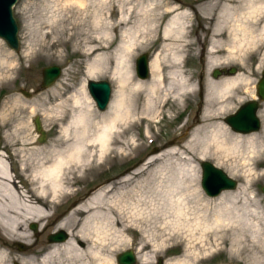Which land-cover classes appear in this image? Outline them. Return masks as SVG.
Segmentation results:
<instances>
[{
    "label": "bare ground",
    "instance_id": "obj_1",
    "mask_svg": "<svg viewBox=\"0 0 264 264\" xmlns=\"http://www.w3.org/2000/svg\"><path fill=\"white\" fill-rule=\"evenodd\" d=\"M74 1L79 6H84L86 2ZM159 1L148 0L147 3L152 5ZM95 3V35L89 41L92 44L83 47L87 55L106 50L111 43L99 41V21L102 17V13L98 12L99 7H106L111 13L117 12L115 20L106 17L108 22L103 26L105 36L109 35V30H117L130 18L129 8L123 10V3L115 4L111 0H97ZM162 8V17L168 16L162 37L168 40L185 36L188 27L186 22L190 19L188 9L176 12L179 7L173 2H166ZM203 14L212 23L208 33L209 47L205 51L210 57L209 67H217L240 57L248 46L264 47V0H214L206 5ZM143 15L146 16V13L143 12ZM128 36L115 55L118 66L114 73L118 74L120 87L127 85L130 91L145 92L142 111L145 116H150L154 95L162 88L164 67L157 54L149 65L152 80L134 81L128 64L135 44L133 37ZM60 44L61 41L54 40L46 47L52 50ZM170 45L165 44L164 50H173L176 59L181 58L187 47L184 44ZM98 72L99 66L95 61L87 67L86 76L90 78ZM246 80L241 74L206 80L202 117L207 120V113L227 110L230 105L228 94ZM177 85L185 87L183 77ZM165 94L168 95V92ZM59 98H62V94L56 92L49 100ZM137 102V97L120 89L118 97L110 100L107 108L96 114L93 101L84 89L79 95L62 99L54 114L57 120L66 119V122L51 146L37 147L29 142L32 147H26L27 142L16 143L19 147L15 149L14 156L18 157L19 172L27 189L15 183L9 163L0 153V229L4 235L0 238V264L10 261L9 240L29 242L24 226L30 221L42 225L56 217L58 229H66L68 238L48 244L46 252L40 257H12L19 264H116V252L132 248L133 245L137 264H153L154 255L164 253L168 240L176 242L181 233L192 234L195 229L212 231L227 225L225 219L231 211L228 203L231 199L235 201L241 194L246 195L245 187L239 191L226 190L227 193L215 196L219 201L212 205L210 200L215 197H201L198 188L191 186L197 179L194 173L191 174L194 165H189L187 176H180V172L176 171L167 175L164 170L153 172L149 169L165 155L182 158L185 154H192L201 160L216 154L225 157L226 151L239 148L250 155L257 148L264 147L262 142H255L253 137L233 135L225 124H201L193 129L185 144L164 147L160 153L146 158L137 170H127L117 176L104 178L86 190L75 187L80 180L86 179L88 172L104 171L102 165L107 154L117 153L128 159L131 154L128 149L131 147L129 144L125 146V139L130 142L131 138L124 136L130 132L129 120L139 108ZM205 127L209 131L200 134ZM138 145L136 143L135 146ZM142 175H147V182L131 186ZM194 211H197L196 214H193ZM135 233L137 237H134ZM83 241L87 243L86 247H76L75 243ZM186 262L185 258H170L165 264Z\"/></svg>",
    "mask_w": 264,
    "mask_h": 264
},
{
    "label": "rangeland",
    "instance_id": "obj_2",
    "mask_svg": "<svg viewBox=\"0 0 264 264\" xmlns=\"http://www.w3.org/2000/svg\"><path fill=\"white\" fill-rule=\"evenodd\" d=\"M85 1L84 6H79L74 0H17L13 7V14L19 26V51L11 50L0 38V153L4 154L3 158L9 163L13 180L18 186L27 189L19 172L18 157L14 156L15 149L19 147L16 143L27 142L26 147H32L28 144L29 142H33V146L37 147L51 146L66 122V119L57 120L54 114L58 103L62 99L79 95L83 89L93 101L86 87L89 79L108 81L112 88L111 101L118 97L122 89L126 94L137 97V103L140 105L129 120L131 126L129 134L124 136V138H131L130 142H127L129 139H125L127 142L125 146L129 144L131 147L128 149L131 151L128 159H124L123 155L117 153L107 154V159L102 165L104 171L102 173L88 172L86 179L80 180L75 186L83 190L104 178L117 176L127 170H137L146 158L150 159V156L160 153L164 147L185 144L193 129L201 124L211 122L225 124L233 135L253 137L255 142L264 144V101L259 103L258 115L261 119L259 131L241 134L233 131L224 121V118L235 112L241 104L249 99H255V85L264 68L262 56L264 47L248 46L240 57L217 67H209L210 57L205 51L209 47L208 33L212 23L203 13L206 5L214 0H160L152 5L147 3L148 0H125V2L111 0L115 4L123 3V10L128 7L130 18L119 25L117 30H109V35L105 36L103 26L108 22L106 17L115 20L117 12L111 13L106 7H99L98 12L102 13L101 21H99L101 27L99 41L102 43L111 41V43L108 49L88 55L83 52V47L92 44L89 41L95 35L93 10L97 0ZM166 2H173L176 7H179L176 12L188 9L190 19L186 22L188 27L185 36L171 37L168 40L162 37L163 27L168 18L166 15L162 17V7ZM128 35L133 37L132 41L135 44L128 64L134 81L150 82L152 80L149 65L151 59L157 54L164 67L162 88L154 95V107L150 116H145L142 111L141 104L145 99V92L130 91L127 85L120 87L118 74L114 73V69L118 66L115 55L119 46L129 37ZM70 36L72 38L68 40ZM54 40L61 41V44L52 50L48 49L46 46ZM167 43L175 44V46L187 45L181 58H174L173 50H164V45ZM143 53H147L149 57V76L140 79L135 72V61ZM95 61L99 66V72L87 78L86 69ZM50 65L60 66L62 73L54 84L40 89L42 68ZM231 67H235L236 74L245 76L247 80L234 92L228 94L230 105L227 110L211 111L207 113L206 120L202 117L205 109V82L208 79L232 77L233 75L230 74H222L218 78L212 76L216 69L227 70ZM182 77L185 80L184 88L177 85ZM20 89L29 91L30 95L24 96ZM56 92H61L62 98L50 101L49 98ZM166 92L168 95L165 94ZM93 104L96 114L104 111L97 109L94 101ZM35 117H39L46 134L43 142L38 140L39 133L34 125ZM208 131L209 128L205 127L200 134ZM136 143L139 144L138 147L135 146ZM154 149H156L155 152H153ZM225 153V157L216 154L201 160L192 154H185L182 158L165 155L149 168L153 172L164 170L167 175L176 171L180 172V176H187L189 165H194V171L191 174L194 173L197 179L191 183V186L198 188L201 197L211 199L212 197L207 196L200 186V163L202 160H207L237 181L235 190L239 191L244 187L247 189L246 195L241 194L235 201L231 199L228 203L231 211L225 219L227 225L212 231L203 232L195 229L192 234L181 233L176 242L173 239L168 240L164 253L154 255L153 264H158L159 260L165 264V261L170 258H185L187 261L185 264L188 262L191 264H264V194L261 191V186L264 184V147L257 148L250 155H247L243 148L230 149ZM146 177L147 175L137 177L131 186L146 183ZM181 197L185 196L181 195ZM216 197L210 200L212 205L218 203L219 199ZM196 212L194 211L193 214ZM57 222L58 219L55 217L47 224L44 222L39 225L36 221L25 224L29 242L9 240L10 261L6 264H19L12 257L19 259L22 256L40 257L44 254L47 245L50 244L47 240L50 233L59 230L67 232L66 229H58ZM31 223L37 225V235L30 228ZM3 236L0 229V238L2 239ZM134 237H137L136 233ZM18 244H21L23 249H20ZM75 245L84 248L87 243L83 241ZM126 250L134 253L135 245L116 252V264L117 255ZM134 255L135 264H137V255L135 253Z\"/></svg>",
    "mask_w": 264,
    "mask_h": 264
},
{
    "label": "water",
    "instance_id": "obj_3",
    "mask_svg": "<svg viewBox=\"0 0 264 264\" xmlns=\"http://www.w3.org/2000/svg\"><path fill=\"white\" fill-rule=\"evenodd\" d=\"M17 0H0V38L15 52L19 51L20 40L18 36L19 26L13 14V7ZM149 57L147 53L139 55L135 61V72L138 78L145 79L149 76L148 68ZM237 69L231 67L229 69L214 70L212 76L218 78L222 74H236ZM62 68L58 65H50L42 68L40 89H45L60 77ZM87 89L89 95L93 99L97 109L105 110L111 100L112 88L108 81L105 80H88ZM20 92L28 97L29 91L20 89ZM201 95V94H200ZM255 99H249L241 104L235 112L227 115L224 121L230 128L241 134H249L257 132L261 128V119L258 115L259 102L264 101V68L261 71L260 78L255 85ZM36 131L39 133V142L45 140V131L42 129L39 117L34 118ZM156 149L153 150L155 152ZM201 178L200 186L209 197H215L226 190H234L237 187V181L229 176L224 170L217 167L213 163L202 160L200 163ZM261 191L264 194V184L261 186ZM30 228L37 235V225L30 224ZM68 238L67 232L59 230L50 233L47 237L49 243L61 242ZM20 249H23L21 244H18ZM117 264H135L136 258L131 250H126L119 253L116 257ZM158 264H162L158 261Z\"/></svg>",
    "mask_w": 264,
    "mask_h": 264
}]
</instances>
